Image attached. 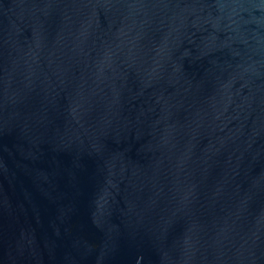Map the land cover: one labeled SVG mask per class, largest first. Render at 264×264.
I'll return each instance as SVG.
<instances>
[{
	"label": "water",
	"instance_id": "obj_1",
	"mask_svg": "<svg viewBox=\"0 0 264 264\" xmlns=\"http://www.w3.org/2000/svg\"><path fill=\"white\" fill-rule=\"evenodd\" d=\"M0 264H264V0H0Z\"/></svg>",
	"mask_w": 264,
	"mask_h": 264
}]
</instances>
